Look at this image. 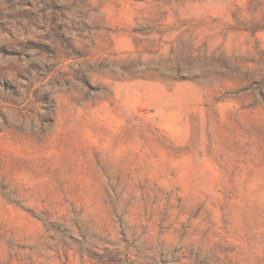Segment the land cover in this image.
Segmentation results:
<instances>
[{"label":"rangeland","instance_id":"1","mask_svg":"<svg viewBox=\"0 0 264 264\" xmlns=\"http://www.w3.org/2000/svg\"><path fill=\"white\" fill-rule=\"evenodd\" d=\"M0 264H264V0H0Z\"/></svg>","mask_w":264,"mask_h":264}]
</instances>
